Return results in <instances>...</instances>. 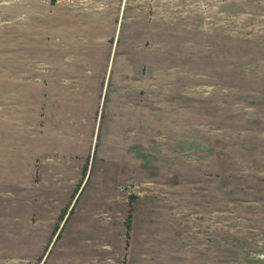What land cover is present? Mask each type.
Masks as SVG:
<instances>
[{"label": "rangeland", "instance_id": "1", "mask_svg": "<svg viewBox=\"0 0 264 264\" xmlns=\"http://www.w3.org/2000/svg\"><path fill=\"white\" fill-rule=\"evenodd\" d=\"M0 264H264V0H0Z\"/></svg>", "mask_w": 264, "mask_h": 264}]
</instances>
